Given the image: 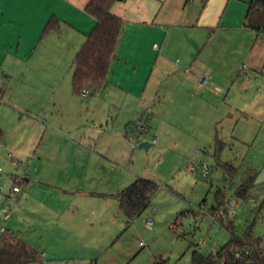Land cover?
Wrapping results in <instances>:
<instances>
[{"label": "crops", "instance_id": "obj_1", "mask_svg": "<svg viewBox=\"0 0 264 264\" xmlns=\"http://www.w3.org/2000/svg\"><path fill=\"white\" fill-rule=\"evenodd\" d=\"M249 1L116 0L111 13L122 20L117 57L111 65L108 85L89 97L67 95L71 90L74 57L97 26V21L85 11L89 0H0V85L10 88L16 109L27 113L33 109L37 114L35 120L49 121L57 129L53 132L60 136L83 134L81 142L86 148L96 149L97 138L95 147L91 146L93 139L88 128H80L87 124L91 127L100 124L101 128L105 105L117 112L125 129L135 120L139 125H144L147 119L150 122L147 116L158 102L153 110L162 114L160 137L164 133V118L176 103L177 113L194 121L196 127L205 124V128H211L215 123L216 128L223 130V123L237 119L235 113L244 115L240 119L264 115V34L255 35L245 25ZM47 24L51 28L44 33ZM132 61L133 70L128 68ZM149 66L150 73L142 86L126 81L123 76V72H128L129 78L138 71L144 73ZM237 71L242 72L244 81L230 76ZM68 72L71 74L67 78ZM117 77L119 82H115ZM50 80H54V93L46 103H40L38 86ZM62 83L64 92L57 93ZM233 89L236 92L231 96ZM103 91L105 96L101 98ZM19 95L31 106L25 108L20 104ZM64 114L76 115L81 121L67 126L54 119ZM141 117L144 121L138 119ZM181 130L190 135L191 129ZM120 134L129 141L124 137L126 131L117 133ZM222 137L208 143L212 150L216 140L227 145L231 140L243 143L242 138L229 133ZM115 141L123 142L117 136ZM0 142V154L13 153L14 144L9 137H1ZM9 158L13 159L10 155ZM231 165L236 168L234 163ZM246 172L256 174L249 166ZM22 180L28 185L25 189L12 175L0 177V231L4 229L18 236L35 249H43V244L37 237L28 238L31 230L39 232L37 228L44 225L54 230L58 219L64 225L67 220L70 224L76 222L88 199L100 196L106 201L124 189L98 195L94 189L84 190L77 183L68 186L65 181L60 183L46 177H38L31 183L25 175ZM14 186L20 192H13ZM73 195L83 198L74 201ZM229 201L226 200V206ZM38 213L44 215L45 223L36 224L39 219L33 217L40 218ZM179 259H174V264Z\"/></svg>", "mask_w": 264, "mask_h": 264}, {"label": "rangeland", "instance_id": "obj_2", "mask_svg": "<svg viewBox=\"0 0 264 264\" xmlns=\"http://www.w3.org/2000/svg\"><path fill=\"white\" fill-rule=\"evenodd\" d=\"M226 50L229 52V48ZM133 67L132 61L128 68L133 70ZM149 71L150 66L144 73L138 71L136 75L130 74L129 78L128 72H123V76L126 81H135L142 86ZM242 75L237 71L230 76L244 81ZM52 81L39 84L40 103H46L53 95L55 84ZM115 82H119L118 77ZM121 82L123 84L124 81ZM63 85H59L57 93L64 92ZM9 89L0 85V131L3 139L7 136L13 141V153H9L13 159L10 160L8 153L0 154V177L12 175L24 189L28 187L22 180L24 175L30 178L31 183L38 177H46L60 183L65 181L68 186L77 183L84 190L94 189L98 195L116 193L139 178L158 186L150 207L129 225L114 197L104 201L95 196L89 197L77 214L76 222L70 224L71 221L67 220L64 225L58 219L54 230L46 225L37 228L40 233L31 230L28 238L37 237L43 244V249L36 248L41 255L40 262L36 264H153L158 256L169 261L180 258L178 264H188L192 250L198 249L207 256L230 239L226 229L227 216L220 225L209 213L218 204L217 192L223 194L225 201H237L234 216L227 217L232 223V234L241 238L248 234L251 240L261 241L260 247L264 249V115L240 119L244 115L235 113L237 119L223 123V130L216 128L215 123L211 128H205V124L196 127L194 121L190 122L177 113L176 103L164 118V133L160 137L162 114L153 110L158 102L147 116L150 122L138 118L148 128V133L142 134L138 132L139 122L135 120L124 129L117 112L105 105L101 128L99 123L97 127L87 124L80 128H88L87 132L93 139L91 146L95 147L94 139L97 138L98 147L95 149L86 148L81 142L83 134L60 136L53 132L57 129L49 121L35 120L37 114L33 109L30 113L16 109V99L11 98ZM237 91L240 92L241 88ZM235 92L233 89L231 96ZM69 93L74 95L72 90L67 95ZM104 96L103 91L100 97ZM23 99L19 97L20 104L25 108L31 106L32 103ZM71 116L64 114L54 119L67 126L81 121L76 115ZM185 128L191 129L190 135L181 130ZM124 131L127 132L124 137L129 141L122 137L123 133L117 135ZM227 133L242 138L243 142L237 144L231 140L220 153L222 163L230 162L236 166V175L229 178L217 164L216 152L208 145L217 136L224 137ZM116 136L123 142H116ZM155 137L157 142L153 143ZM142 142L152 145L146 151L139 147ZM248 166L256 173L251 175H255L253 183H250V174L246 172ZM243 184L252 185L247 198H236ZM79 197L71 196L74 201ZM38 216L40 218L33 217L39 219L36 224L45 223L42 220L44 215L38 213ZM148 221L152 222L151 227L146 225Z\"/></svg>", "mask_w": 264, "mask_h": 264}, {"label": "trees", "instance_id": "obj_3", "mask_svg": "<svg viewBox=\"0 0 264 264\" xmlns=\"http://www.w3.org/2000/svg\"><path fill=\"white\" fill-rule=\"evenodd\" d=\"M115 2L116 0H89L86 5V13L97 21V26L74 57L71 75V90L74 95L80 96L85 93L95 96L108 85V76L111 72V65L117 57L115 55L116 45L119 42L122 28V20L111 13L112 5ZM244 16L247 28L255 35L264 34V0L249 1ZM50 28L51 25L47 24L44 33ZM1 95L2 91L0 90ZM1 137L0 131V140ZM224 146L225 144L220 140H216L215 159L223 173L229 178L236 175L237 169L230 162L222 163L219 160ZM254 178L255 175L252 177L250 174V183H253ZM243 185L238 189L236 198H247V192L252 185ZM157 191L158 186L155 183L139 178L114 195L127 225L150 207L151 200ZM216 200L218 204L209 213L220 224L228 220L226 229L230 239L225 245L219 247L215 254L204 256L198 249L192 250L188 264H264V249L260 247L261 241L251 240L248 234L242 238L234 236L230 219L226 217L224 220V217L216 216L218 210L224 209L227 204L221 192H217ZM1 234L0 264H36L40 262L39 252L24 240L5 232ZM153 264H170V261L158 256Z\"/></svg>", "mask_w": 264, "mask_h": 264}, {"label": "built area", "instance_id": "obj_4", "mask_svg": "<svg viewBox=\"0 0 264 264\" xmlns=\"http://www.w3.org/2000/svg\"><path fill=\"white\" fill-rule=\"evenodd\" d=\"M139 131L142 132V133H145L147 131V129H146V127L143 124H140L139 125ZM152 141H153V143H155L156 142V138H154ZM1 144L2 143L0 142V147H1ZM191 170H192V168H191ZM204 171L207 172V169H205ZM20 190L21 189H19L18 186H14L12 188V191L15 192V193L20 192ZM236 206H237V201L236 200H230L229 203H228V205L224 209H219L218 210L219 212H217L216 216L217 217H220V216L221 217H226L227 216L228 218H231L235 214V208H236ZM146 225L148 227H151V225H153V224H152L151 221H148ZM4 232L5 233H8V234H11L10 232H6L4 229H1L0 234L1 233H4ZM213 254H215V253H213Z\"/></svg>", "mask_w": 264, "mask_h": 264}, {"label": "water", "instance_id": "obj_5", "mask_svg": "<svg viewBox=\"0 0 264 264\" xmlns=\"http://www.w3.org/2000/svg\"><path fill=\"white\" fill-rule=\"evenodd\" d=\"M139 147L140 148H144V150H148V148L150 147V143H148V142H142V143H140L139 144ZM224 178H227L226 176L224 177ZM174 259L172 260V261H170V264H174Z\"/></svg>", "mask_w": 264, "mask_h": 264}]
</instances>
